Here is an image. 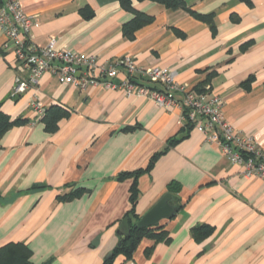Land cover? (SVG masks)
I'll return each instance as SVG.
<instances>
[{
  "label": "crops",
  "instance_id": "crops-1",
  "mask_svg": "<svg viewBox=\"0 0 264 264\" xmlns=\"http://www.w3.org/2000/svg\"><path fill=\"white\" fill-rule=\"evenodd\" d=\"M210 16L148 0H20L37 18L32 41L56 50L97 55L101 63L132 56L143 68H168L176 81L224 101L225 121L264 151V0H184ZM136 13L152 17L133 37L124 27ZM14 48L0 33V108L23 124L0 139V248L26 243L34 264H103L118 246L120 224L131 210L141 219L178 186L171 219L158 225L169 241L143 238L131 259L115 264H264V182L246 178L222 148L183 110L158 106L123 90L80 91L47 73L21 96ZM119 78L118 82H122ZM179 99L180 95H176ZM33 103L65 111L55 133L37 119ZM176 144L168 148V142ZM81 191L73 200L59 197Z\"/></svg>",
  "mask_w": 264,
  "mask_h": 264
},
{
  "label": "built area",
  "instance_id": "built-area-1",
  "mask_svg": "<svg viewBox=\"0 0 264 264\" xmlns=\"http://www.w3.org/2000/svg\"><path fill=\"white\" fill-rule=\"evenodd\" d=\"M37 22L36 17L22 10L20 0H0V33L11 41L19 68L14 96L37 87L41 77L49 73L80 91L89 87L123 90L128 96L149 98L162 108L179 107L183 110L184 125L192 123L207 141L219 145L223 155L240 166L246 178L264 182V151L253 138L225 121L224 101L220 96L198 93L189 85L177 82L171 69L143 68L132 56L101 63L97 55L56 50L53 43L38 47L32 41ZM121 77L122 82H118ZM32 106L37 119L42 118L45 114L42 105Z\"/></svg>",
  "mask_w": 264,
  "mask_h": 264
},
{
  "label": "trees",
  "instance_id": "trees-1",
  "mask_svg": "<svg viewBox=\"0 0 264 264\" xmlns=\"http://www.w3.org/2000/svg\"><path fill=\"white\" fill-rule=\"evenodd\" d=\"M143 1V0H139ZM145 1V0H144ZM157 2L160 4L165 5L167 8L170 9H187L189 12L195 16L197 19L206 22L210 25H212V18L210 16L201 15L197 12L192 11L187 7V4L184 0H148ZM241 3L246 4L248 7L254 6V0H239ZM122 5L126 9H132L131 0H122ZM152 22V17H148L142 13H136L135 17L132 21H130L128 24L125 25L124 31L125 34L129 37H133L135 35V31L138 28H141L144 25H147ZM197 91V90H196ZM198 93H203L204 91H197ZM65 110L54 106L49 109L45 110V114L43 115L40 120L45 125L46 131L48 133H55L59 129V123L61 119L65 116ZM186 115V112H185ZM23 124L22 120H12L8 115L2 112L0 108V139L2 136L11 128ZM185 129H192L194 125L192 123H186L184 125ZM174 144H176L175 140H170L168 142V148L172 147ZM163 154V153H161ZM157 154L155 155L148 167L146 169H140L135 172H124L119 175V180L124 181L128 178L133 179V183L130 189V203H131V210L127 213L125 218L129 219L131 232L130 234L125 238L124 242L121 246H117L113 251L112 255L108 256L103 264H115L116 258L119 256H123L126 260L131 259L133 253L135 252L138 244L143 238H152L157 242L161 241H169L170 235L168 232L164 230V228L159 225H156L154 227L149 228H138L137 224L140 220L138 215L135 213V207L138 202L139 197V190H138V178L147 172H150V170L153 168L155 161L157 158L161 155ZM178 186L175 184L170 185V195H173L175 192H177ZM81 194V191H76L73 193H70L65 196L59 197V200L61 202H67L70 200H73L77 196ZM173 199V196H172ZM124 218V219H125ZM32 256V250L26 243H9L3 247L0 248V264H34L31 261Z\"/></svg>",
  "mask_w": 264,
  "mask_h": 264
},
{
  "label": "water",
  "instance_id": "water-1",
  "mask_svg": "<svg viewBox=\"0 0 264 264\" xmlns=\"http://www.w3.org/2000/svg\"><path fill=\"white\" fill-rule=\"evenodd\" d=\"M172 195L166 194L163 199L155 205L145 216H143L138 224V228H149L158 225L164 219H171L175 214V209L170 205ZM131 227L128 218H125L119 227L120 241L118 246H121L125 238L130 234ZM112 255V252L108 255Z\"/></svg>",
  "mask_w": 264,
  "mask_h": 264
}]
</instances>
